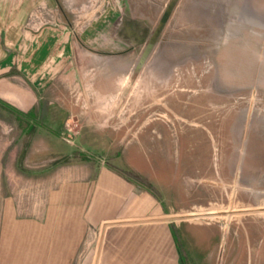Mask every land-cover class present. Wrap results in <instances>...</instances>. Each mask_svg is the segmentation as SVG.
<instances>
[{
  "label": "rangeland",
  "instance_id": "rangeland-1",
  "mask_svg": "<svg viewBox=\"0 0 264 264\" xmlns=\"http://www.w3.org/2000/svg\"><path fill=\"white\" fill-rule=\"evenodd\" d=\"M92 2L82 29L111 25L108 64L83 56L81 79L61 87L60 105L80 112L62 116L58 142L26 161L17 141V224L2 215L0 264H264V0H108L107 18L105 0ZM5 131L3 159L21 135ZM95 203L105 221L74 257H49L52 227L26 225ZM159 227L156 257L148 234Z\"/></svg>",
  "mask_w": 264,
  "mask_h": 264
},
{
  "label": "crops",
  "instance_id": "crops-1",
  "mask_svg": "<svg viewBox=\"0 0 264 264\" xmlns=\"http://www.w3.org/2000/svg\"><path fill=\"white\" fill-rule=\"evenodd\" d=\"M107 2L108 0H105L106 9L101 14L106 18L108 15L112 16V9L107 7ZM93 3L95 2L92 0H0V146L2 136L7 133L5 130H9V135L14 130H21V135L16 133L13 145L12 138L9 140L11 144L7 145L4 159L0 152L1 221L2 215H6L9 210V218H4V225L17 224L15 220L17 213L14 210L17 212L18 201L16 197L12 198V195L18 194V190L17 185H13L11 181L12 178L18 177L17 141L22 138L21 136L26 140L20 156L26 161H30V155L35 154L30 147L54 143V140H57L54 137H59L60 131L70 124L64 122L65 118L62 116L80 112L75 107L60 105L59 99L65 96L63 91L66 87L72 85L74 87L81 79L83 56L88 63L84 64L86 67L97 66L98 58L106 59L102 62L108 64L107 52L113 48L107 38L111 25L98 27L89 24L84 31L82 29V18L97 14L96 5ZM2 113L13 116V119L10 117L8 122L3 120ZM25 116L35 118L36 121L28 122ZM3 160L9 162L8 168L6 164L3 165ZM99 176L103 182L110 175L107 170L101 169ZM3 178L9 180L8 189L4 191ZM96 193L98 194V189L95 195ZM3 195L10 197L3 199ZM45 206L46 209L50 208L49 205ZM75 207L76 205L73 210L77 211ZM97 209L96 203L83 207L80 209L83 211L81 218L45 216L42 219L38 217L34 219L31 213L32 217L26 218V225L33 229L35 224L52 227L48 230L47 239L44 237L42 241L48 242V245L43 244L42 248L49 252V257H74L80 250L82 241H86V233L105 221L98 217ZM161 233L162 227H159L148 234L153 238L156 257H160L162 251ZM30 236L34 242L33 231ZM147 237L145 235L144 243L148 241ZM170 237L171 233L168 230V233H164V238L168 240ZM130 241L131 236L127 235L123 247H127L128 244L127 250L129 252L133 250V256L141 257V247L144 244L130 245ZM108 248L106 254H111L113 248L110 246ZM90 250L92 253L93 249Z\"/></svg>",
  "mask_w": 264,
  "mask_h": 264
}]
</instances>
